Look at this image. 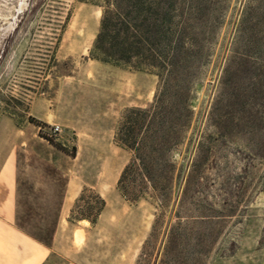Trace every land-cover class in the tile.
<instances>
[{"label":"rangeland","instance_id":"obj_1","mask_svg":"<svg viewBox=\"0 0 264 264\" xmlns=\"http://www.w3.org/2000/svg\"><path fill=\"white\" fill-rule=\"evenodd\" d=\"M203 1L170 176L131 199L115 131L157 76L89 55L94 3L0 0V214L45 240L39 264H264V0Z\"/></svg>","mask_w":264,"mask_h":264},{"label":"trees","instance_id":"obj_2","mask_svg":"<svg viewBox=\"0 0 264 264\" xmlns=\"http://www.w3.org/2000/svg\"><path fill=\"white\" fill-rule=\"evenodd\" d=\"M100 7L97 31L89 55L114 65L147 69L157 76L152 100L124 109L115 131L116 142L131 151L117 178L123 195L136 199L148 183L153 192L170 176L165 152L188 125V28L207 18L203 0H77ZM78 211L77 219L94 222L104 205ZM82 199L81 192L76 201ZM73 211V209L71 210ZM37 239L44 242L39 236Z\"/></svg>","mask_w":264,"mask_h":264},{"label":"crops","instance_id":"obj_3","mask_svg":"<svg viewBox=\"0 0 264 264\" xmlns=\"http://www.w3.org/2000/svg\"><path fill=\"white\" fill-rule=\"evenodd\" d=\"M5 178L0 175V185ZM0 199H6L1 190ZM47 252L48 246L18 229L9 215L0 214V264H39Z\"/></svg>","mask_w":264,"mask_h":264},{"label":"bare ground","instance_id":"obj_4","mask_svg":"<svg viewBox=\"0 0 264 264\" xmlns=\"http://www.w3.org/2000/svg\"><path fill=\"white\" fill-rule=\"evenodd\" d=\"M19 8H21V7H19Z\"/></svg>","mask_w":264,"mask_h":264}]
</instances>
